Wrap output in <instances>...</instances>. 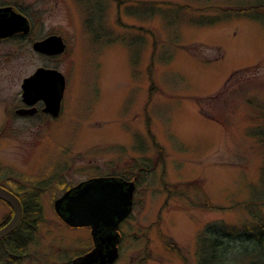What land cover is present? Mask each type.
I'll use <instances>...</instances> for the list:
<instances>
[{
    "label": "rangeland",
    "instance_id": "rangeland-1",
    "mask_svg": "<svg viewBox=\"0 0 264 264\" xmlns=\"http://www.w3.org/2000/svg\"><path fill=\"white\" fill-rule=\"evenodd\" d=\"M256 1L0 0L30 24L0 38V184L34 190L39 180L44 208L11 264H64L91 245L89 229L52 204L94 172L138 179L113 264H198L206 224L243 229L264 215L263 201L238 204L264 194V146L249 133L264 124V14L219 7ZM51 33L62 51L33 48ZM40 65L65 75L59 114H13ZM9 212L0 198V222Z\"/></svg>",
    "mask_w": 264,
    "mask_h": 264
},
{
    "label": "water",
    "instance_id": "water-1",
    "mask_svg": "<svg viewBox=\"0 0 264 264\" xmlns=\"http://www.w3.org/2000/svg\"><path fill=\"white\" fill-rule=\"evenodd\" d=\"M27 17L11 6H0V37L16 31L27 32ZM35 50L57 53L65 48L60 34L51 33L33 41ZM21 97L33 104L44 100V110L57 115L65 87V75L56 67L40 65L23 77ZM36 107L17 108L18 113H33ZM126 185V186H124ZM134 181L94 176L78 182L55 197L54 209L70 225H90L93 247L76 255L70 264H112L118 256V226L132 208ZM0 198L13 209L10 219L0 226V237L14 229L22 218V203L17 194L0 184ZM106 228V231L102 229Z\"/></svg>",
    "mask_w": 264,
    "mask_h": 264
},
{
    "label": "trees",
    "instance_id": "trees-1",
    "mask_svg": "<svg viewBox=\"0 0 264 264\" xmlns=\"http://www.w3.org/2000/svg\"><path fill=\"white\" fill-rule=\"evenodd\" d=\"M219 7L223 10L238 11V13L246 11V14L250 16L261 17L258 14H264V1H256L238 7ZM249 131L250 134L257 136L264 146V124L251 127ZM152 138L154 140L153 134ZM155 144L158 145L156 142ZM131 171V169H126L123 170V173L131 177ZM261 177L264 182V157L261 164ZM41 185L39 181L35 185L38 189L34 188L32 192L27 191L26 187L12 186L11 190L18 195L23 204L32 203L40 206H22V218L19 224L5 238L0 239L1 264H11L13 261L23 258L27 252L26 247L36 240L39 225L44 219V208L41 206L42 190H39ZM262 201L264 202V194L257 198L238 202V204ZM205 204L207 206L212 205L207 199ZM235 205L237 204L228 207L233 208L236 207ZM257 218L247 220L242 225L244 226L243 229L221 221L206 224L198 233V264H237L246 258L247 264H264V215Z\"/></svg>",
    "mask_w": 264,
    "mask_h": 264
},
{
    "label": "flooded vegetation",
    "instance_id": "flooded-vegetation-1",
    "mask_svg": "<svg viewBox=\"0 0 264 264\" xmlns=\"http://www.w3.org/2000/svg\"><path fill=\"white\" fill-rule=\"evenodd\" d=\"M16 34H22V31H16V32H14V33H12V34H10V35H8V36H11V35H16ZM8 36H4V37H0L1 39L2 38H5V37H8ZM61 103H62V99H61ZM31 105H34L35 107H36V109H35V111L33 112V113H18V112H16V109L17 108H25V107H30ZM44 105H45V103H44V100L43 99H38V100H36L33 104H28V103H26L23 99H22V97H20V104L17 106V107H15L14 109H13V114H16V115H19V116H28V115H33V114H38V113H44V114H46L47 116H57V115H52L51 113H49L48 111H46V110H44ZM60 109H61V104H60ZM11 112V113H12ZM59 112H60V110H59ZM131 177L130 176H128V175H125L123 172H121V173H110V172H94V173H91V174H89V175H87V176H85L83 179H81V180H79V181H77V182H74V183H72V184H70V185H68V186H66L65 188H64V190H66V189H68V188H70V187H73L74 185H76L78 182H80V181H82V180H84V179H87V178H90V177H94V176H107V177H112V178H116V179H124V180H132V181H134V191H133V197H132V206H133V198H134V193H135V191H136V188H137V181H138V179H137V175L135 174V172L134 171H131ZM38 182H39V180H37ZM15 182H16V185L17 186H21V184H19L18 183V181H16V178H15ZM2 185V184H1ZM4 186V185H3ZM124 186H126V185H124ZM9 189V188H8ZM11 190V189H10ZM63 190V191H64ZM13 191V190H12ZM27 191H30V192H32V189L30 190H27ZM62 191V192H63ZM14 192V191H13ZM15 193V192H14ZM16 194V193H15ZM20 199V198H19ZM21 201V200H20ZM7 203V202H6ZM22 203V202H21ZM7 205L10 207V212L8 213V214H6L5 215V217H3V219H2V221L0 222V226H2L3 224H5L9 219H10V217L12 216V213H13V209H12V207H11V205L10 204H8L7 203ZM22 206H40V205H38V204H32V203H27V204H23L22 203ZM41 206H43V205H41ZM52 206H54V203L52 204ZM56 212V211H55ZM57 213V212H56ZM58 214V213H57ZM59 216V215H58ZM128 216V215H127ZM127 216L124 218V219H122L121 221H120V223H119V226H118V231H119V239H118V242H117V245H118V253H119V251H120V241L122 240V238H123V231H122V229H120V224L124 221V220H126L127 219ZM60 217V216H59ZM61 218V217H60ZM62 219V218H61ZM62 221L63 222H65L63 219H62ZM66 223V222H65ZM19 224V223H18ZM68 226H71V227H87L88 229H89V233H90V240H91V245H87V243L85 244V248H83L82 250H80L79 252H77V253H75L66 263H64V264H70V262H71V259L73 258V257H75L76 255H79V254H83V253H85L86 251H88V250H90L92 247H93V245H94V241H93V238H92V235H91V227H90V225H75V226H73V225H70V224H68V223H66ZM13 230V229H12ZM11 230V231H12ZM103 231H106V228H103L102 229ZM10 231V232H11ZM9 232V233H10ZM9 233H7V234H5L4 236H2V237H0V239H3V238H5V236L6 235H8ZM113 264V263H112Z\"/></svg>",
    "mask_w": 264,
    "mask_h": 264
}]
</instances>
